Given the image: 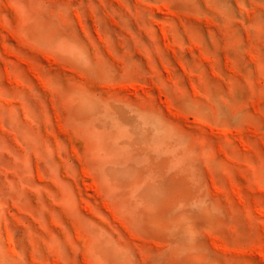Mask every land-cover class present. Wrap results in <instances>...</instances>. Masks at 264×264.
I'll return each instance as SVG.
<instances>
[{
	"label": "rangeland",
	"instance_id": "374dc122",
	"mask_svg": "<svg viewBox=\"0 0 264 264\" xmlns=\"http://www.w3.org/2000/svg\"><path fill=\"white\" fill-rule=\"evenodd\" d=\"M0 264H264V0H0Z\"/></svg>",
	"mask_w": 264,
	"mask_h": 264
}]
</instances>
